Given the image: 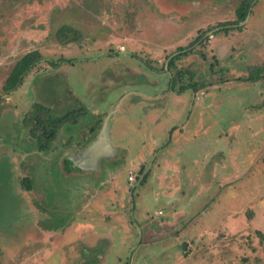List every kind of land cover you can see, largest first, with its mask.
<instances>
[{"label": "rangeland", "instance_id": "1", "mask_svg": "<svg viewBox=\"0 0 264 264\" xmlns=\"http://www.w3.org/2000/svg\"><path fill=\"white\" fill-rule=\"evenodd\" d=\"M242 1L0 0V264H264L252 251L264 231V86L218 81L264 62V0L243 25L218 28L237 22ZM63 24L84 40L57 41ZM33 50L40 62L6 93ZM178 55L174 74L208 85L183 92L194 104L181 134L140 130L149 105L163 122L182 110L166 69ZM137 90L153 96L125 103ZM122 97L117 156L89 175L66 172L64 158L93 140L84 131L96 124V133ZM34 101L87 112L39 152L22 122ZM26 177L31 190L19 184Z\"/></svg>", "mask_w": 264, "mask_h": 264}, {"label": "trees", "instance_id": "2", "mask_svg": "<svg viewBox=\"0 0 264 264\" xmlns=\"http://www.w3.org/2000/svg\"><path fill=\"white\" fill-rule=\"evenodd\" d=\"M253 1L255 0H243L236 10L237 22L220 23L218 24V28L222 27L224 28L223 31H228L226 27H229L231 24H239L244 21ZM205 35L206 32L201 33L196 41L199 42ZM55 36L57 41H59L61 44H68L71 42L81 43L84 40L83 31L76 28L72 24L61 25L55 31ZM187 53L188 52H186L184 55H186ZM181 56L182 55L171 57L169 62H167V73L169 71L172 73L169 82L172 89L180 94L189 88L192 89L195 93L200 89L205 88L208 83L204 81L194 82L192 75L189 77V81L187 83L183 82L182 70H178L174 74V69L177 68V60ZM41 58L42 55L38 50L30 51L22 56L10 71L3 85V90L6 93H9L18 89L19 86L23 84L25 77L28 75L30 70L33 69L38 62H40ZM52 64L56 66L55 61H52ZM244 69L245 74L242 76L236 78L232 77L230 79L221 77L218 81L224 83L227 81L233 82L234 80L245 83L264 84V62L248 64V66H246ZM223 71L221 70L218 72L222 73ZM260 106L262 107V109H264V104ZM260 106H258V108H260ZM86 112L87 110L85 108L79 107L68 109L66 111H62L61 113H58L54 108L46 105L45 103L34 101L30 110L23 117L22 122L24 127L29 131L30 136L34 140L37 151L49 152L50 150H52V143L56 140L59 131L67 124H78V121L80 120V118H83L85 116ZM95 129L96 124H93L87 130H85L84 133H93V136H95ZM71 169L72 168L69 169L68 167L65 168L66 172H71ZM145 177L146 176H144L143 180H145ZM19 184L28 190L32 189L31 180L28 177L23 178L21 181H19ZM256 237L257 243L255 245L253 244L252 251L254 253H264V231L257 230Z\"/></svg>", "mask_w": 264, "mask_h": 264}, {"label": "crops", "instance_id": "3", "mask_svg": "<svg viewBox=\"0 0 264 264\" xmlns=\"http://www.w3.org/2000/svg\"><path fill=\"white\" fill-rule=\"evenodd\" d=\"M238 26H240V25H238ZM263 86H264L263 84L257 85L258 90H260V87H263ZM164 87H165V85H164ZM159 88H160V86L157 87V89H159ZM162 89H159L160 91L158 93L159 94L158 95V99H159V96H161V94H162L161 93L163 91ZM170 90H171V92L176 93L175 95L170 96L171 99H173V97L175 96L174 99H177L178 101L181 102L182 110L174 111L172 113V115H170V117L167 119V121L163 122V121H160L162 119L157 118V116H159V114H158L159 107L155 106V105H152V106L149 105L148 106L149 107L148 111H150V112L146 114L147 116H149V121H150L148 126L152 125L154 127H153V129H149L148 126L143 124L140 127V130L146 129V130L152 131L153 134H159V132H161V133H163V132H171V135L168 134L170 136H172V133L175 134V135H179V134L182 133L183 129L185 128L184 126L187 124V122L189 121V119H190V117L192 115L191 113H187V109L189 110V108H190V110H191V105L194 104V100H191V101L188 100V97L186 96L185 93H183V95H182V93H180L181 94L180 95L176 91H174L172 89V87H170ZM171 92H168V93H171ZM134 93H135V96H136V98H134V102H130L129 103V99H127V101H125V103L127 102L130 106H132L134 104H143L144 105V101L148 100L147 96H153V93H150L148 95V94L142 93L141 90H137ZM262 93H264V91ZM262 93H259V94H261V96H262ZM137 95H139V96H137ZM124 98H127V97H122L119 100L120 102L116 101L117 105H115V106L119 105L118 109L116 111H115V109H113V110H111L108 113L107 117L103 120V123L101 124L100 128L96 132L95 136H93V140H91V142L88 143V144L93 143L94 139L98 136V134L100 133L102 128H104L105 124L107 123L106 120H108V122L110 124L111 146L114 149L113 153H111L110 155H105L103 157H96V155L94 154L95 151L93 150V148H92V151H91V150H89L88 146L81 147V148L75 147L73 150H75L76 152L71 154L70 156H66V158H64V162L66 163V167H68L69 169L72 168L71 172L74 171V172L80 173L82 175H89L91 172L100 171L101 162L103 160L111 159V158H114L115 156H117V148L115 147L114 140H113V129H114V122H115L114 121V117L117 114V112H118V110L120 108V105L124 104V102H123ZM194 98H195V94H193V99ZM162 99L163 100H161L160 102L163 103V101H164L165 102L164 109H167L166 105H167L168 101H170L169 100V95H164ZM130 100H133V99L130 98ZM251 108H252V106L250 105L249 109H251ZM259 110L261 111L262 109H259ZM256 114H259V111ZM198 115H201V113H199ZM161 123H163L162 126H160ZM155 125H158L160 127L156 128ZM124 128H125V125H121V129H124ZM135 128H136V126H135ZM159 129L161 131H158ZM156 140H159V139H156ZM159 141H160L159 143L161 145L158 144L157 148H158V146L160 147V146H163V145H165V146L168 145L169 142H170V139L168 141L166 140L165 142L162 141V140H159ZM106 148H107V146L106 147L105 146L104 147H100L99 151L103 152V151H105ZM170 161H171V159L165 158V162H164L165 163V167H166V165H168V163Z\"/></svg>", "mask_w": 264, "mask_h": 264}, {"label": "water", "instance_id": "4", "mask_svg": "<svg viewBox=\"0 0 264 264\" xmlns=\"http://www.w3.org/2000/svg\"><path fill=\"white\" fill-rule=\"evenodd\" d=\"M251 10L252 9L250 8L246 19L242 21L241 23H239L238 25H243L244 23L248 21ZM106 121L107 123L105 124L104 128H102L98 136L94 139L93 143L87 145L89 150L92 151V148H93V150L95 151L94 154L96 155V157H103L105 155H110L114 151L113 147L111 146L110 124L108 120ZM104 146L105 147L107 146L105 151L103 152L99 151L100 147H104Z\"/></svg>", "mask_w": 264, "mask_h": 264}, {"label": "flooded vegetation", "instance_id": "5", "mask_svg": "<svg viewBox=\"0 0 264 264\" xmlns=\"http://www.w3.org/2000/svg\"><path fill=\"white\" fill-rule=\"evenodd\" d=\"M222 28V27H221ZM218 29V28H217ZM212 31H214V30H212ZM87 145V144H86Z\"/></svg>", "mask_w": 264, "mask_h": 264}, {"label": "built area", "instance_id": "6", "mask_svg": "<svg viewBox=\"0 0 264 264\" xmlns=\"http://www.w3.org/2000/svg\"><path fill=\"white\" fill-rule=\"evenodd\" d=\"M158 213H160V211Z\"/></svg>", "mask_w": 264, "mask_h": 264}]
</instances>
